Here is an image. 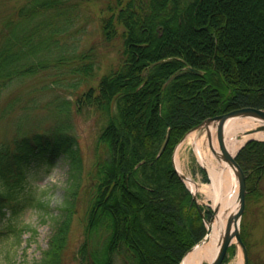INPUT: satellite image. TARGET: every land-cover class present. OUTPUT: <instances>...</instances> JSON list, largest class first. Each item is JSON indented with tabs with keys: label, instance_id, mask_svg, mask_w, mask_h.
<instances>
[{
	"label": "trees",
	"instance_id": "trees-1",
	"mask_svg": "<svg viewBox=\"0 0 264 264\" xmlns=\"http://www.w3.org/2000/svg\"><path fill=\"white\" fill-rule=\"evenodd\" d=\"M6 1L12 4L0 12V94L16 81L59 68L53 82L75 96L78 106L76 94H82L85 107L105 118L89 172L77 250L81 262L178 264L206 228L174 169L172 152L184 133L208 116L243 106L264 108V0H108L100 9L99 30L105 42L120 39L121 47L116 64L97 84L91 83L97 48L79 46L77 37L89 0L0 4ZM51 83L46 84L55 87ZM60 96L57 112L67 120L71 99ZM58 159L70 181L35 264H63L72 197L82 178L78 141L64 123L0 144V236L12 232L20 238L18 215L26 208L46 210L34 180ZM235 159L246 175L245 198L252 200L260 195L264 176V140H249Z\"/></svg>",
	"mask_w": 264,
	"mask_h": 264
},
{
	"label": "rangeland",
	"instance_id": "rangeland-1",
	"mask_svg": "<svg viewBox=\"0 0 264 264\" xmlns=\"http://www.w3.org/2000/svg\"><path fill=\"white\" fill-rule=\"evenodd\" d=\"M107 2L108 0L86 1L82 11L83 16L80 19L81 22L77 25L78 27L84 25V29L77 35L79 46L87 48L94 44L97 48L98 61L91 80V83L94 84H97L100 77L116 64L121 47L120 39L108 43L101 37L98 16L102 14L100 9ZM11 4L12 2L9 1L2 2L0 12L8 10ZM60 73L59 68L48 69L44 73L46 75L26 77L21 81L14 82L1 92L0 144L10 142L16 136L22 134L48 130L53 126H60L64 123L68 124L70 132L77 138L83 169L80 185L72 197L74 212L66 246L63 250L62 261L63 264H84L81 262L77 250L83 241V228L89 196V172L93 170L97 159V138L105 123V118L93 108L85 107L82 94L78 96L76 94V99H80V106H78V103L75 102V96L68 94L65 89L63 90L60 86H57L59 81L55 83L53 80L57 77L55 74ZM65 78L67 79V77ZM66 79H63L62 82L67 83ZM46 83H51L55 87ZM84 90L85 84L79 87V92ZM60 95L71 99L67 120L64 115L57 112L58 108L56 107L63 100L60 99L62 98ZM187 134L176 145L174 152L177 153L181 171L191 176L197 183V198L200 207L203 211H208V208L213 204L212 197L208 193L207 185L209 182L202 180L201 164L195 154L193 144L196 134L197 138L201 139L203 150L209 149L207 138L205 133L198 130ZM209 154L217 168L220 169L221 165L210 150ZM68 177L66 164L63 160L58 159L49 167L46 173L34 180L37 195L46 203L47 208L46 210L26 208L18 215L16 222L18 227H22L20 238H15L11 234L12 232L0 236V264H35L38 262L41 252L47 247L54 220L58 216L57 213L60 211L67 194L66 189L70 181ZM259 190L260 195L254 199L247 201L245 198L239 222L240 233L245 234L244 237L247 241L248 264H264V176L260 182ZM227 256L228 258L223 264H236L239 259H241V262L243 261L242 250L236 242L233 253H228ZM204 264H207V261Z\"/></svg>",
	"mask_w": 264,
	"mask_h": 264
},
{
	"label": "bare ground",
	"instance_id": "bare-ground-1",
	"mask_svg": "<svg viewBox=\"0 0 264 264\" xmlns=\"http://www.w3.org/2000/svg\"><path fill=\"white\" fill-rule=\"evenodd\" d=\"M260 123L261 120L247 116H235L228 118L224 125V142L227 151L230 154H234L237 148L246 139L252 137L264 138L263 130L253 131ZM213 129L214 127L211 126L212 144L214 148L218 149L219 145ZM193 144L197 158L200 163L207 168L210 174L211 180L207 185L209 189L208 193L212 197L213 203L217 201L218 209L210 222L211 229L207 234L206 239L190 250L184 256L180 264H204L205 261H211L218 250L220 238L226 226L227 214L229 211H235L238 206L237 181L231 166L224 161L217 160V162L221 165L220 169L217 168V165H215L211 155L209 154V150L211 151L209 145V149L203 150L201 139H198L196 134ZM174 160L176 167L180 172H182L178 163L176 152ZM186 182L191 189L196 187L195 182L190 176L186 178ZM225 209H227V212ZM236 264H241V259H239Z\"/></svg>",
	"mask_w": 264,
	"mask_h": 264
},
{
	"label": "water",
	"instance_id": "water-1",
	"mask_svg": "<svg viewBox=\"0 0 264 264\" xmlns=\"http://www.w3.org/2000/svg\"><path fill=\"white\" fill-rule=\"evenodd\" d=\"M187 68L195 73H202L200 69L193 68L191 66H187ZM235 116H247V117H253L255 119L261 120V123L255 127L253 131H258V130H263L264 131V108H258L254 106H244V107H239L235 109H231L227 112L220 113L214 116H210L205 118L201 123L197 124L193 129H198V131L205 130L206 135H207V140H208V145L213 153V155L216 157L218 161H224L226 162L229 166H231L234 176L237 180L238 183V193H237V198H238V206L235 211H229L227 214V220H226V226L225 229L221 235L220 238V243L217 252L215 253L214 257L208 264H221L228 246L233 243V238H235L236 244L239 245V247L242 250L243 254V264H248V252L245 244L242 241L240 231H239V220L240 216L242 214L243 208H244V200H245V192H246V177L244 174L243 169L239 165V163L235 159V154H230L226 147H225V142H224V125L225 122L228 118L230 117H235ZM211 126L215 127V134L216 138L218 140V145L219 149L214 148L212 144V134H211ZM252 132V131H251ZM168 136H166L162 147L159 151V153L162 152L163 148L165 147V144L167 142ZM252 138L247 139L250 140ZM174 162V160H173ZM175 165V164H174ZM205 168V167H204ZM175 170L179 177L185 182L186 178H188L187 175L184 173L180 172L176 167ZM195 182V181H194ZM195 185L197 183L195 182ZM193 199L197 202V194L196 190L191 189ZM201 215L203 216V212L201 211L200 208H198ZM218 209V203L217 201L213 205V213L209 221H207V226H206V234L205 236L202 237L195 245H193L188 251L192 250L195 246L199 245L202 241L206 239L207 234L210 232V222L212 221L215 213L217 212ZM227 212V209H225ZM187 251V252H188ZM186 252V253H187Z\"/></svg>",
	"mask_w": 264,
	"mask_h": 264
}]
</instances>
